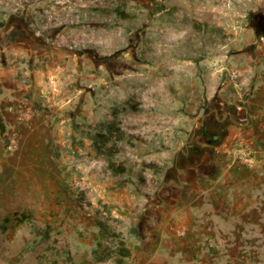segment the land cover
I'll list each match as a JSON object with an SVG mask.
<instances>
[{"label":"rangeland","instance_id":"374dc122","mask_svg":"<svg viewBox=\"0 0 264 264\" xmlns=\"http://www.w3.org/2000/svg\"><path fill=\"white\" fill-rule=\"evenodd\" d=\"M157 1L165 10L151 16L130 0H0V73L13 69L16 94L0 87V114L25 110L0 130V264L89 261L103 204L121 221H222L238 264H264V144L236 150L231 129L262 55L264 0ZM115 7L135 18L95 10ZM114 119L121 177L92 140ZM252 168L254 207L236 211L230 174L245 187Z\"/></svg>","mask_w":264,"mask_h":264},{"label":"crops","instance_id":"0c3cea01","mask_svg":"<svg viewBox=\"0 0 264 264\" xmlns=\"http://www.w3.org/2000/svg\"><path fill=\"white\" fill-rule=\"evenodd\" d=\"M260 51L262 55L260 54L259 58H254L252 61V75L248 77L251 82L249 91L244 99L236 97L235 105H233L236 120L232 123L231 129L236 135V138L233 139L236 150L245 146L250 150L257 151L259 145L264 144V45H260ZM12 73L13 69L9 74L0 73V87L5 90L3 97L16 96L14 90L8 85L9 81L12 82L9 79L12 77ZM3 101V98L0 97V108ZM11 113L2 116L3 120H6L4 121L5 130L19 124L16 121V116L20 115L14 112L15 116ZM238 116L245 118L240 121ZM256 157L253 156L250 161L253 162ZM262 172L264 173V167H262ZM226 174V172L222 173L220 178ZM230 175L232 182L236 183L231 187L229 193L232 197L230 207L236 211L243 209L244 205L239 204L240 202L244 203L246 199L247 209L249 206L253 208L256 184L253 168L250 173L246 174L245 187L238 185L243 178L239 171H232ZM227 192L229 190H223L220 195ZM220 199L222 202L225 200V198ZM235 215L237 216V212ZM123 222L122 231L133 252V256L127 264H238L236 259L242 254L235 236L221 235L219 228L224 226L222 221ZM185 228H189L190 233L188 237L181 238L178 232ZM211 232H214V236L211 235ZM212 245L218 246L221 253L210 254ZM88 260L90 261L91 257Z\"/></svg>","mask_w":264,"mask_h":264},{"label":"trees","instance_id":"16d2710c","mask_svg":"<svg viewBox=\"0 0 264 264\" xmlns=\"http://www.w3.org/2000/svg\"><path fill=\"white\" fill-rule=\"evenodd\" d=\"M135 7L146 10L151 16L165 10L163 5H160L157 0H130ZM100 11L102 15L114 14L122 20L135 18V12L127 8L115 7L112 9H95ZM4 26V23H1ZM117 117V116H116ZM98 132L93 136L94 148L100 155L107 157L108 169L113 176H124L129 172L126 163L116 160V156L120 153L117 146L118 141L126 137V133L120 126V123L114 119L110 122L99 124ZM0 130L5 131V125L2 115L0 114ZM154 172L160 173L162 167L156 164L148 165ZM140 182L144 180L141 174H138ZM123 221L112 214L110 207L103 204L95 212L94 226L97 230L93 239L95 246L91 252V260L81 264H101L113 261L114 264H127L133 256L132 248L126 240L121 224ZM47 234L46 232L44 233ZM70 264H76L74 257L69 251L65 257ZM52 264H58L54 260Z\"/></svg>","mask_w":264,"mask_h":264},{"label":"built area","instance_id":"2783aa9c","mask_svg":"<svg viewBox=\"0 0 264 264\" xmlns=\"http://www.w3.org/2000/svg\"><path fill=\"white\" fill-rule=\"evenodd\" d=\"M49 87L50 89L53 91V93H58L59 92V85H58V81L55 77L51 78L50 79V82H49ZM8 110L10 112H15L17 113L18 115L20 116H23L25 114V110L22 109L21 107H14V106H11L8 108ZM14 148V144L12 143L10 146H9V149L13 150ZM179 234L180 235H183L184 232L183 231H179Z\"/></svg>","mask_w":264,"mask_h":264}]
</instances>
